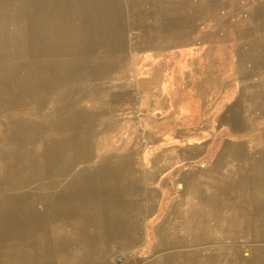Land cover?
Instances as JSON below:
<instances>
[{
	"label": "rangeland",
	"instance_id": "obj_1",
	"mask_svg": "<svg viewBox=\"0 0 264 264\" xmlns=\"http://www.w3.org/2000/svg\"><path fill=\"white\" fill-rule=\"evenodd\" d=\"M12 1L13 9L27 2ZM259 1L264 0L251 3ZM187 2L71 0L66 4L77 12L68 24L85 22L77 17L86 10L111 8L105 12L108 16L124 11V22L134 25L125 28L126 46L119 52L112 42L97 49L102 36L98 20L91 21L93 29L85 35L73 30L66 34L59 20H40L51 25L54 38L59 34L58 42L71 39L70 35L77 41L91 38L93 45L83 44V60L77 64V58L70 56L75 43L61 50L55 40L47 45L34 39V56L24 48L21 54L26 57L19 59L39 67L40 72L29 76L37 78L34 85L40 98L20 99L12 105L0 100V264H49L27 260L17 251L27 237L19 226L21 210L24 204L43 206V195L38 194L43 187L45 192L55 184L48 194L59 190V207L112 202L103 194L87 196L93 193L92 170L107 152L121 154L117 160L124 166L136 164L138 171L149 174L145 186L153 189L154 208L140 226L139 248L125 252L113 241L107 244L109 264H128L130 258L132 264H264V177H259L264 168V83L248 80L235 66L222 76L225 84L208 80L212 56L232 46L235 30L230 21L242 1H218L208 13L205 5L196 19L191 18ZM45 3L36 7L52 5ZM58 7L63 8V3ZM237 27L246 30L245 24ZM41 34L36 32L33 38ZM240 49L237 56L242 61L250 53ZM48 52L49 64L41 57ZM101 56L108 58L110 67L100 69ZM3 80L9 82L6 75ZM9 83L17 91L27 84ZM4 89L0 86V94H7ZM230 115L231 119L220 120ZM51 133H59L56 149L47 142ZM93 133L98 139L119 134L121 146L98 147L104 153L85 160L77 138ZM126 133H136L128 146L120 140ZM58 149L59 175L48 169L42 178L29 176L32 167L33 172L45 170L29 159L34 150L49 160ZM18 169H30L29 175L6 176L7 170L10 174ZM31 192L34 198L23 197ZM62 214L59 222L71 240L59 251V264H78L77 249L89 239L90 225L77 227L65 222ZM165 225L170 229L169 241L159 248Z\"/></svg>",
	"mask_w": 264,
	"mask_h": 264
},
{
	"label": "bare ground",
	"instance_id": "obj_2",
	"mask_svg": "<svg viewBox=\"0 0 264 264\" xmlns=\"http://www.w3.org/2000/svg\"><path fill=\"white\" fill-rule=\"evenodd\" d=\"M25 1L27 2L21 1L22 4L19 5L17 9H13L12 7L15 3H13L12 0H0V32L4 31V35H0V86L4 87V90H8L6 91V95L0 94V100L3 98V100L5 99L6 102L11 105L13 104L11 102L14 101L20 103V99L31 101V98H40L41 94H39L34 85L37 78H30L29 76V74L34 71L40 72L39 67H36V64L21 63L19 59L21 56L22 58L26 57L21 54L24 48H28L29 53L33 54L35 48L33 45L34 39L39 42H47V45H50L51 41L54 40L58 42L57 39H59V34L54 38V29L51 28V25L48 23H40V20H59L60 25L64 24L62 27L66 34L69 30H73L76 34L83 35L93 29L91 21L98 20L100 22L98 24V30L102 32V36L98 39L99 44L97 49L99 47H101V49H106L110 42H112V46L117 52L125 49V28L134 25L129 22H124L125 14L122 10H118L119 13L116 14L112 11L113 14L111 16L106 15L105 12L109 13L111 8L83 11V14H80L77 19H84L86 20L85 22L68 24L69 19H72V17L77 14L74 9H67L66 4L71 0H60L63 3V8L58 7L62 6L59 0H50L47 3H45V0H39L38 2H36V0ZM187 1V10L190 11L191 18L196 19L195 17L203 12L205 5V11L208 13L215 6V3L221 0ZM241 1L242 3L238 7L234 21L233 19L230 21L231 26L235 30L232 46L230 49L223 48L212 56L210 68L208 70L211 75L208 80L211 82L223 80L225 84V77L222 76L230 67L235 66L239 68V70H242L248 80H251L257 85H262L264 83V1H259L255 5L251 3L252 0ZM50 2L52 5H50L49 8L40 9L36 7L39 3L48 4ZM19 3L20 2H17V4ZM210 3H213V5H210ZM24 6H27V8H24ZM241 24L246 25L245 31L237 29V26ZM57 26L59 27V25ZM103 30H110L112 34L107 35ZM36 32L42 33V37L36 36L33 38ZM62 34L65 38L66 34L63 32ZM68 36L71 39H61L58 42L59 49L69 50L75 43V48L71 50L70 56L77 58L75 63L78 64L83 60L81 58L83 54V44L91 46L93 45V40L88 38L84 41H77L73 36ZM242 39H245V41H242ZM240 48H244L250 53L249 56L242 61H240L239 55L237 56L240 50H242ZM44 50L45 49H42L43 52ZM67 53H65V55ZM32 56H34V54ZM41 57L49 64L48 59L52 56L50 52H48ZM9 60H12V63H9ZM100 61L99 67L101 70H103L104 67V69H106L111 66V64H109L111 62L104 56H101ZM19 74L22 75L19 76ZM5 75L7 80L11 83L24 81L27 82V84L23 85L20 91L18 90L19 93L17 90L8 87L10 85L9 82H5L4 84L3 77ZM27 90L29 91L26 92ZM124 103H126V101H124ZM232 117V115L229 117L222 116L220 120L225 121ZM24 127L25 129H29L27 126ZM51 134L53 137L47 142L52 148L56 149V145L59 146V133ZM118 136L119 134L107 133L106 136L101 138L99 136L98 139V134L93 133V135L89 136L88 134L85 137L81 134L77 139L80 148H83L85 160H87L86 158L91 159L93 156L104 153L103 151L98 152V147L106 149L110 145L117 147L121 146L120 141L117 140ZM135 136L136 133H126L124 137H120V140L127 143L128 146L129 143L135 139ZM54 152L55 151L49 154V160H46L44 154L39 153L37 150H34L33 156L29 158L32 159L33 162H36L37 165H43L45 167V170L42 169L43 174L40 168L36 172H33L34 167H32L30 168L31 172L30 169H21V171L18 169L17 172H11L9 174V170H7L8 174H6V176L19 178L23 177L25 174L29 175L28 172H30L29 176L42 178L45 171H48V169L55 171L53 175H59V163L62 157L59 158V149L57 152ZM176 155L178 156L177 153ZM120 157L121 154L114 156L112 152H107L101 157L95 169L92 170L95 175L93 193H89L87 196L91 197L96 194H103L106 198L111 199L112 202H107V204L110 203L109 205L106 204L103 206L99 202L94 204L84 201L82 204H78L77 202L78 205L76 207H59V190L57 191L58 193H54L52 196L48 194L49 190L51 191V189L56 187L54 183L52 185L49 184L45 192L43 187V191L38 193L43 195V206L35 207L34 205L24 204L21 210L23 213L20 215L21 222H19V226L22 231L27 234V237L25 242L17 247V251L27 260L59 264V259L61 258L59 256V251L66 249L69 240H71V238L63 232L62 223L59 222V214L62 213L61 216H63L65 222H67L66 220L74 222L77 227L90 225L88 229V232L91 233L88 234L89 239L84 240L83 242L85 245H79L77 249L78 257H76L75 262H79L78 264H109L106 259V254L107 244L111 241L117 243L118 247L124 249L125 252L139 248L143 236L140 226L146 214L154 210L151 202L153 197V192L151 190L153 189H149L145 186V181L149 175L147 172L138 171V166L136 164H132L131 167L125 165V167L121 160H117ZM76 161H79V158H76ZM130 161H135V159ZM67 163H69L68 159ZM69 166L73 167V164H69ZM106 167H110V169ZM66 169L67 167H62V170ZM22 172L25 174H22ZM88 172H90V175L91 170H88ZM260 176L261 179L264 177V168L260 169L259 177ZM76 181L78 182V180L73 179V182ZM156 193L157 191L155 195ZM32 194L33 192L27 193L23 197L28 199L34 198L35 194ZM142 198L145 200L143 203ZM17 199H20V197H17ZM63 209H66V212ZM83 214L86 215L85 218L80 217ZM160 231L162 237L159 248L163 244H166L170 237V229H167V225ZM77 235L79 234H74V236ZM133 261L134 259L130 258L128 264H132Z\"/></svg>",
	"mask_w": 264,
	"mask_h": 264
},
{
	"label": "crops",
	"instance_id": "obj_3",
	"mask_svg": "<svg viewBox=\"0 0 264 264\" xmlns=\"http://www.w3.org/2000/svg\"><path fill=\"white\" fill-rule=\"evenodd\" d=\"M143 232V231H142ZM140 246H141V244H140Z\"/></svg>",
	"mask_w": 264,
	"mask_h": 264
}]
</instances>
